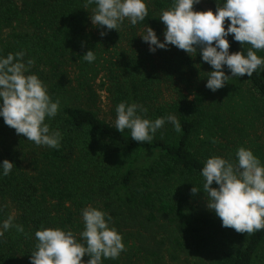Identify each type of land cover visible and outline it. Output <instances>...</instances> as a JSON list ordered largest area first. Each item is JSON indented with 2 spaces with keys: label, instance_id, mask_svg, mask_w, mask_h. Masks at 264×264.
I'll use <instances>...</instances> for the list:
<instances>
[{
  "label": "trees",
  "instance_id": "1",
  "mask_svg": "<svg viewBox=\"0 0 264 264\" xmlns=\"http://www.w3.org/2000/svg\"><path fill=\"white\" fill-rule=\"evenodd\" d=\"M205 1L213 11L223 4ZM146 3L144 21L132 26L126 18L119 30H108L92 24L95 5L85 8L86 0H0V56L23 51L24 62L32 60L29 73L60 101L57 115L45 122L62 135L58 149L38 146L0 117V162L15 165L0 176V222L14 210V223L24 229L11 228L0 237V264H31L35 232L42 228L71 229L79 236L82 209L89 205L111 216L109 226L125 243L118 258H102V264H167V253L173 261L182 253L204 264H264V230L248 235L223 227L202 207L207 197L200 174L212 156L235 163L240 147L264 164V70L209 90L207 72L213 68L199 50L193 56L172 45L149 51L139 35L149 25L163 41L166 25L159 16L173 0ZM194 9L207 11L201 3ZM229 23L226 18L225 28ZM7 30L11 35L2 39ZM227 38L230 53L246 55L250 45L232 34ZM121 46L128 49L111 57L110 50ZM89 50L96 56L91 63L82 58ZM254 51L264 57V50ZM68 66H74L75 88ZM224 71L230 75L226 66ZM98 81L115 109L135 102L147 108L142 115L150 120L174 114L182 133L166 123L148 143L132 140L130 130L116 131L82 100L95 96ZM164 85L179 90L175 102L160 103Z\"/></svg>",
  "mask_w": 264,
  "mask_h": 264
},
{
  "label": "clouds",
  "instance_id": "2",
  "mask_svg": "<svg viewBox=\"0 0 264 264\" xmlns=\"http://www.w3.org/2000/svg\"><path fill=\"white\" fill-rule=\"evenodd\" d=\"M201 0H173L167 10H161L159 19L166 25L161 41L156 31L146 26L143 41L149 44V51L167 49L169 45L189 54L199 50L202 60L213 70L207 72L206 87L215 92L223 88L229 78L251 77L257 70H264V57L255 50H264V0H223L215 11H196L194 5ZM94 4L91 21L94 26H106L108 30H119L127 18L132 26L148 17L146 0H86L85 8ZM226 18L230 20L225 28ZM241 45L250 47L246 55L230 53L228 36ZM101 36L106 32H101ZM215 42V43H213ZM25 53H9L0 56V117L4 123L23 134L36 145L59 148L62 135L59 130L50 131L46 119L54 118L60 101H53L47 85L36 75L30 74L31 59L24 62ZM193 56V55H192ZM91 63L96 59L93 50L83 55ZM225 66L230 72L226 74ZM114 128L122 133L130 130L131 139L150 143L157 130L166 123L173 130L182 133V126L174 114L145 118L147 108L138 103L121 102L115 109ZM233 163L221 156L209 157L201 169L202 185L207 197V207L213 210L223 227H230L239 233L264 230V164L251 149L240 147ZM14 163L8 159L0 162V176H8ZM218 187H212L213 183ZM196 186L191 191L198 192ZM103 210L91 205L82 209L84 230L75 235L71 229L42 228L35 232L38 243L31 253V264H102L103 259H116L125 251L123 236ZM10 214L0 222V237L11 228L23 232V226L14 223ZM90 259L85 261L83 257Z\"/></svg>",
  "mask_w": 264,
  "mask_h": 264
},
{
  "label": "rangeland",
  "instance_id": "3",
  "mask_svg": "<svg viewBox=\"0 0 264 264\" xmlns=\"http://www.w3.org/2000/svg\"><path fill=\"white\" fill-rule=\"evenodd\" d=\"M207 10L210 9L209 5L205 0H201L200 2ZM17 31H20L18 28ZM9 34L11 35V31L7 30L3 33L2 39H6L9 37ZM122 49H128L126 46H121L119 50L111 49L110 54L111 57L117 56L116 53L120 52ZM155 55V54H154ZM105 58H109V53L104 55ZM71 81H72V87L75 88V72H74V66H68L67 67ZM100 82L98 81L96 85L94 86L96 94L95 96H92V98L88 99L82 98L84 100L83 102L85 103V106L88 108H91L102 120L110 123L111 125L114 126V120L116 118V112H115V107L112 104L111 97L109 93L106 92V90H101L100 89ZM181 90V89H180ZM75 93L73 94V96ZM180 96L179 90L174 87V86H169V85H164L163 88L161 89V94H160V103L162 104H171L175 102ZM263 139L264 136L263 134H259ZM202 207L204 210L208 211L211 214H215L213 210L208 209L207 207V198L202 201ZM13 214L16 215L14 210H12ZM177 256H179V261H173L172 259L169 258L168 253L166 254V263L167 264H204L205 261L202 259H199L193 255H186L182 253H177Z\"/></svg>",
  "mask_w": 264,
  "mask_h": 264
}]
</instances>
